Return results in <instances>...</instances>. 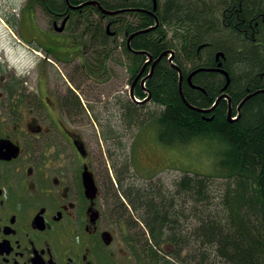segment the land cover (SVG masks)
I'll list each match as a JSON object with an SVG mask.
<instances>
[{"label":"flooded vegetation","instance_id":"af4514ba","mask_svg":"<svg viewBox=\"0 0 264 264\" xmlns=\"http://www.w3.org/2000/svg\"><path fill=\"white\" fill-rule=\"evenodd\" d=\"M3 1L4 4L0 0V264H153L150 255L154 253L144 248L138 220L127 221L123 210L116 209L114 201L107 197L106 188L115 182L119 185L116 177L105 174L102 154V132H105L103 127L101 132V121L96 115V111L101 115L99 104L87 105L80 92L90 90L91 86L96 90L111 81L109 49L98 46L101 42L90 31L89 16L83 13L85 8L70 9L66 1L59 11L45 0H34L29 9L32 0H28L25 8L34 14L36 10L41 12L50 32L46 34L39 28L47 45L40 46L36 40L40 51L33 55V72L23 70L21 64L13 61L12 52L23 45H34L35 41L24 37L16 21L18 15L11 18L7 1ZM224 1L223 9L217 8L213 21L208 23L206 42L185 40L188 48L183 56L188 67L186 75L182 73V84L185 81L190 89L205 92L197 77L202 73L219 76L223 83L221 94L228 96L223 99L228 105L225 116L228 119L230 112L235 113L233 122H238L244 116L246 103L264 94L263 90L252 95L255 91L250 81L258 78L264 89V0ZM141 2L130 0L134 7L124 10L148 11L144 13L160 22L155 15L159 0L156 10L154 0L146 9L136 7ZM140 9L144 11H136ZM135 18L137 21V17L132 20ZM93 19L100 16L94 15ZM102 19L105 34L114 39L116 31L109 32L108 26L116 30L117 21L105 15ZM13 28L18 30L19 44L13 42ZM133 34L126 39V45ZM120 38L121 44L114 51L121 49L125 56L124 35ZM224 42L232 53L246 54L250 64L245 67L235 60L236 66L226 69V54L220 49ZM195 46L198 58H203L206 48L216 49L213 68L193 66L190 54ZM169 51L174 56H165L167 59L173 56L174 62L180 57L176 51ZM145 55L148 59L141 71L133 78L130 75V85L141 75L135 91H139L143 79L155 67L149 55ZM46 67L58 71L56 78L43 79ZM201 68L219 70L197 72ZM231 86L237 94L234 96L241 97L238 102L229 94ZM250 96L241 107V102ZM112 101L106 108L110 117H104L109 134L111 123H116ZM214 117L204 116L209 121ZM86 176H93L94 188L89 184L87 189Z\"/></svg>","mask_w":264,"mask_h":264},{"label":"trees","instance_id":"16d2710c","mask_svg":"<svg viewBox=\"0 0 264 264\" xmlns=\"http://www.w3.org/2000/svg\"><path fill=\"white\" fill-rule=\"evenodd\" d=\"M45 1L59 11L66 5V0ZM86 1H97L106 11L134 7L129 4L130 0H70V4L81 5ZM141 1L136 7L150 8L151 0ZM224 3V0H159L155 15L161 22L160 27L136 36L131 42L134 52L144 51L156 60L163 52L176 51L180 57H176L173 64L182 73L186 72L188 64L183 55L188 47L185 40L193 39L198 44L206 42L210 31L208 23L213 21L217 8L218 11L223 9L221 5ZM33 5L34 0L28 5L29 9ZM83 13L89 16L91 33L97 34L95 38L101 42L98 46L109 49V57L114 47L121 44L119 36L124 35L122 45L125 47L129 72L132 78L135 77L148 57L130 52L126 39L130 34L155 25L153 16L144 12H125L110 17L117 21V25L114 23L117 36L113 39L104 32V15L98 7L87 6ZM94 15H99L100 19H93ZM133 17H137L136 22L132 20ZM213 43L216 47L219 46ZM195 49L196 46L190 54L194 59L193 66L213 68L216 49L206 48L203 58L196 56ZM220 49L226 54V69L235 67V60L245 67L250 64L246 54L232 53L227 42ZM179 76L178 70L165 57L155 67L152 77L145 84L146 88L140 86L139 91H135V96L141 100L147 97L146 91L150 92L151 103L159 108L156 111L158 113H148V106L145 104L139 105L130 99H121L115 103L120 111L117 122L119 119L120 126L124 123L131 129L137 127V130L151 123L157 130V140L164 147L186 148L200 141H206L210 146L214 144L213 146L220 148L214 159L217 160L221 178L225 181L219 186L218 205L213 210L211 206L214 197L210 192L213 181L210 178L182 177L167 197L161 193H153L150 189L143 191L134 188L131 182H126L131 180L129 175L132 167V163L126 158L120 163V170L114 164L119 190L129 201L131 211H141V223L149 238L144 242V248L154 253L150 255L153 264H264V94L246 103L242 120L230 122L225 116L228 105L224 100L218 104L220 108L209 115L186 106L180 95ZM196 81L203 86L205 92L190 89L184 81L183 94L190 105L209 110L223 95L222 80L216 74L202 73ZM250 81L252 90L262 93L263 81L254 77ZM243 90L244 88L242 92ZM235 92L231 86L229 94L234 97V102H238L241 97L236 98ZM211 115L215 116L213 120L204 118ZM232 115L236 117L235 113ZM149 149L157 151L155 148ZM119 190L109 185L106 188L107 197L114 201L116 209L123 210L127 221L131 220L133 218L128 208L120 201ZM184 196L188 200L193 199L194 203H186ZM191 223H194V227ZM162 246L169 251L162 253ZM186 249L191 251H186L187 255L183 256Z\"/></svg>","mask_w":264,"mask_h":264},{"label":"rangeland","instance_id":"374dc122","mask_svg":"<svg viewBox=\"0 0 264 264\" xmlns=\"http://www.w3.org/2000/svg\"><path fill=\"white\" fill-rule=\"evenodd\" d=\"M5 1H7L8 12L11 15V18L18 15L16 21L18 24L20 23L19 25L22 28V34L25 35L24 37L35 41L34 45H29V47H25L23 45L18 49L14 48L12 52L13 61L21 64V68H23V70L26 69L33 72L32 65L35 58L32 56V49H38L40 51L38 45L36 44L37 39L40 41V46L45 47L47 45L46 38L40 31L41 29L42 31H45L46 34L50 32L47 21L44 16L40 15L41 12L36 10V14H34L29 12V10H26L25 5L28 0ZM1 2L4 4L3 0H1ZM23 11L24 13L21 16ZM19 15L22 17L21 21V17H19ZM114 31V27L110 29L111 33ZM12 39L13 42L18 44L20 43L18 41V30H15L14 28L12 29ZM119 42H121V38L119 39ZM26 50H30V52H27ZM110 55L111 60L109 67L112 72L111 81H109L107 85L96 88V90H94V87L92 86V88L90 87V90H80L83 100L87 105L90 103L95 107L97 106V103L99 104L97 107H99L101 115L98 114L97 111L96 115L97 118L102 121L105 138L107 139L106 142L103 138L102 142L103 160L107 165V167L105 165V174L108 173L109 175L111 174L115 177L116 172H114V166L116 165V167L120 170V163L126 158L130 163H132L129 175L131 180H127L126 182H131L132 185H134V188H139L143 191L150 189L153 193H161L167 197L170 190L174 189L176 182L180 181L182 177H207L213 181V187L210 192L212 197H214L213 206H211V209L214 210L218 205L217 196L219 195V186L225 181L221 178V170L218 167V163H216L217 160L214 159L216 158V153L220 152L219 147L213 146L214 144L210 146L206 141H200V143L197 142L186 148L180 146L175 148L164 147L160 144L159 140H157V130L151 123H149V125H143L139 128V130H137V127L131 129L127 125L125 126L124 123L123 126H120L119 119L117 122V114L120 113V111L116 108V106H114L113 112L116 126L111 123L113 126L112 131L114 133L111 135L108 133V128L104 125L108 122L107 118L104 117H106V115L110 117V114L106 109L108 102H110L112 98V102H114V104L123 98L128 100V98H130L131 90V77L128 70L129 66L127 60L125 61V56H123L121 49L118 52L113 51ZM57 75V70L49 69L47 67L46 71L43 70V79L48 77V81L56 78L55 76ZM145 105L148 106V113L155 114L156 111H159V108L152 103H147ZM97 118L95 117L96 122ZM147 119H149V117H147ZM102 127H99L101 128V131ZM149 148H155L157 151L152 152ZM115 183L110 186L115 188V190H119ZM118 194L120 196V201L128 208L129 214L133 218L131 221H134L135 219L139 220L140 223L138 222V226L141 227L144 242L147 241L149 238L146 237V229L141 224V211L138 210V212L134 211L133 213L131 211L132 209H130L131 206L129 201L124 198L121 191L118 192ZM176 199H178V202L180 201L179 198ZM184 201L189 204L194 203L193 199L188 200L185 196ZM191 224L192 227H194V223ZM162 251L167 252L169 249L162 246L161 252ZM186 251H191V249H186L183 256L187 255ZM161 255L162 254H160V256Z\"/></svg>","mask_w":264,"mask_h":264},{"label":"water","instance_id":"95a60500","mask_svg":"<svg viewBox=\"0 0 264 264\" xmlns=\"http://www.w3.org/2000/svg\"><path fill=\"white\" fill-rule=\"evenodd\" d=\"M67 1V4H69V7H70V9H83V8H85L86 6H90V5H92V6H98V8H99V10H100V12L101 13H103L104 15H106V16H108V15H110V16H116V15H118L119 13H124V12H126V11H129V10H118V11H106V10H104V8L102 7V5L100 4V3H98L97 1L96 2H94V1H86L85 3H83V4H81V5H79V6H73L72 4H70V0H66ZM154 3H155V5H154V10H156L157 9V6H158V0H154ZM136 11H144V10H136ZM144 12H148V11H144ZM156 22H157V24H156V26H152L150 29H145V30H141V32H138V33H134L131 37H130V39H129V41H128V43H127V45H128V47H129V49L130 50H133L132 49V45H130L131 44V40L134 38V37H136V36H139V35H141L142 33H149V32H151L152 30H154V29H156V28H158L159 27V25H160V22H158V19L156 18ZM109 28V27H108ZM135 53L136 54H146V52H144V51H142V52H136L135 51ZM172 52H170V51H166V52H163V55H161L154 63H153V65L155 66V64L156 63H159L160 61H162V59H164V57L165 56H168V55H170ZM173 56H174V53L172 54ZM173 56L170 58L171 59V61H173ZM149 58H150V61H152V56H150L149 55ZM149 62H147V64H148ZM221 66V65H220ZM154 68L155 67H153V70H154ZM153 70L151 71V73L148 75V77H146V78H144L143 79V81L145 82L146 80H148L149 78H151L152 76H151V74L153 73ZM219 70V69H218ZM198 71H200V72H207V71H214L213 69H210V68H207V69H205V68H202V69H198L197 70V72ZM196 72V73H197ZM196 73H194V74H196ZM179 75H180V82H179V85H180V95L182 96V98H183V101H184V103H185V105L186 106H188V107H190V108H192V109H194V110H199L200 112H202V113H209V112H211V111H213L214 109H216L219 105V103H220V101L221 100H223V99H225V98H227L228 96L226 95V94H223L221 97H219V99L214 103V106L212 107V108H209V110H202V109H197V108H195L194 106H192V105H190V103L188 102V100L186 99V97L184 96V94H183V86H182V81H183V75H182V73H180L179 72ZM140 78H141V75H139L135 80H134V82L132 83V86H131V91H130V98H132V101H134V102H136V103H139V104H141V105H144L145 103H147V102H149V101H151L152 100V98H151V93L149 92V96L147 97V99H145L143 102H140L139 100H137V98H135V89H136V84H137V82L140 80ZM142 81V82H143ZM230 85V83L228 82V85L225 87V90L228 88V86ZM144 87V86H143ZM261 91H258V92H256L255 94H258V93H260ZM252 95H254V94H252ZM252 96H250V97H248V98H246L244 101H242L241 102V107L244 105V103L247 101V100H249L250 98H251ZM241 109V108H240ZM228 119H229V121L231 122H233V121H235V119L232 117V115H231V112L228 114ZM89 184L91 185V187L92 188H94L95 186V181H94V179H93V176H86L85 177V186L87 187V189H89Z\"/></svg>","mask_w":264,"mask_h":264},{"label":"bare ground","instance_id":"6f19581e","mask_svg":"<svg viewBox=\"0 0 264 264\" xmlns=\"http://www.w3.org/2000/svg\"><path fill=\"white\" fill-rule=\"evenodd\" d=\"M243 27V26H242ZM263 27V26H262ZM148 29H150V28H148ZM252 31V30H251ZM260 32V31H259ZM261 33V32H260ZM230 35V34H229ZM147 55H150V54H148L147 53ZM169 56V55H168ZM152 60H153V62H155L156 60H154V57L152 58ZM150 61V60H149ZM168 61H169V63L172 65V67L174 68V69H177L178 70V72H180V73H182V71H181V69L176 65V64H173V61H171V59H169L168 58ZM157 64L158 63H156L155 64V67L157 66ZM154 70H155V68H154ZM154 70H153V72H154ZM214 71L213 72H216V71H218V69H213ZM153 75V73L151 74V76ZM150 79V78H149ZM187 80V79H186ZM148 80H146L145 82L143 81L142 83H141V86L143 87V86H145V84H146V82H147ZM134 82V81H133ZM132 82V83H133ZM130 86H132V85H130ZM136 87V86H135ZM145 88V87H144Z\"/></svg>","mask_w":264,"mask_h":264}]
</instances>
